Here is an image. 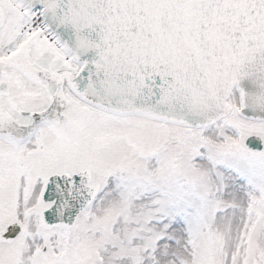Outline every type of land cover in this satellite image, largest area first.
<instances>
[{
  "label": "snow or ice",
  "instance_id": "snow-or-ice-1",
  "mask_svg": "<svg viewBox=\"0 0 264 264\" xmlns=\"http://www.w3.org/2000/svg\"><path fill=\"white\" fill-rule=\"evenodd\" d=\"M0 264H264V0H0Z\"/></svg>",
  "mask_w": 264,
  "mask_h": 264
}]
</instances>
